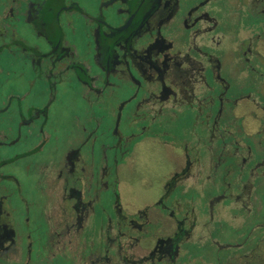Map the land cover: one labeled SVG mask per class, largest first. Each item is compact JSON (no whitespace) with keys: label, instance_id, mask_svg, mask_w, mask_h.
<instances>
[{"label":"flooded vegetation","instance_id":"af4514ba","mask_svg":"<svg viewBox=\"0 0 264 264\" xmlns=\"http://www.w3.org/2000/svg\"><path fill=\"white\" fill-rule=\"evenodd\" d=\"M0 264H264V0H0Z\"/></svg>","mask_w":264,"mask_h":264}]
</instances>
